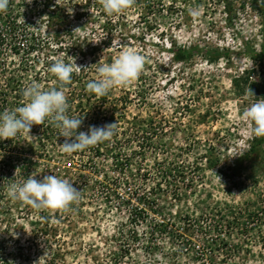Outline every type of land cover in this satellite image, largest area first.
<instances>
[{
  "label": "rangeland",
  "instance_id": "rangeland-1",
  "mask_svg": "<svg viewBox=\"0 0 264 264\" xmlns=\"http://www.w3.org/2000/svg\"><path fill=\"white\" fill-rule=\"evenodd\" d=\"M125 47L144 57L138 78L90 93ZM180 48L196 53L178 62ZM253 54L264 55V0H134L114 16L100 0H9L0 112L24 105L29 82L59 87L48 68L62 59L81 67L64 87L78 131L115 123L116 134L68 154L46 120L0 141V264H264V151L247 157L264 137L243 116L264 99ZM45 175L80 200L62 211L9 199L11 183Z\"/></svg>",
  "mask_w": 264,
  "mask_h": 264
},
{
  "label": "clouds",
  "instance_id": "clouds-1",
  "mask_svg": "<svg viewBox=\"0 0 264 264\" xmlns=\"http://www.w3.org/2000/svg\"><path fill=\"white\" fill-rule=\"evenodd\" d=\"M134 0H100L103 12L114 16L128 9ZM9 0H0V13L7 10ZM144 57L134 48L125 47L119 51L113 62L97 68L96 79L87 83L86 88L97 96H105L114 88L131 84L143 71ZM74 65L56 59L48 68L59 87L43 90L38 82H29L22 90L24 105L14 110L0 112V141L12 139L18 134H29L34 125H42L46 120L59 130L65 140L62 149L65 153L84 151L99 143L111 140L116 134V125L90 126L87 132L78 131L83 118L69 116V104L64 87L72 80ZM250 94L254 96L250 89ZM245 120L253 125L255 136L264 137V99H256L243 113ZM10 200L31 206L36 210L68 211L81 198L78 190L67 179L55 175H45L43 179L29 176L23 182H13L7 188Z\"/></svg>",
  "mask_w": 264,
  "mask_h": 264
},
{
  "label": "trees",
  "instance_id": "trees-1",
  "mask_svg": "<svg viewBox=\"0 0 264 264\" xmlns=\"http://www.w3.org/2000/svg\"><path fill=\"white\" fill-rule=\"evenodd\" d=\"M195 51L196 50L190 49V48H188V49L180 48V49L175 50V52L173 54V58H174V60H176L178 62H188L190 59H192V57L196 53ZM211 55L212 56H210V59L215 61L216 57L215 58L213 57L214 53H211ZM228 55H229V53L225 54V56H228ZM263 56L253 54L252 58L253 57L262 58ZM258 143H260L259 147L257 145L253 146L250 150V154L247 155V157L250 158L253 163H255L257 157L260 156L261 151H264V145L262 144V142H258ZM254 166H256V164ZM244 169H245V158L243 156H241L240 158H238V160L236 161V163L232 169V173H231L232 177L239 175Z\"/></svg>",
  "mask_w": 264,
  "mask_h": 264
}]
</instances>
